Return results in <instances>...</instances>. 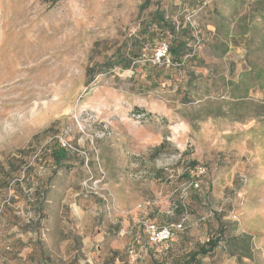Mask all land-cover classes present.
Instances as JSON below:
<instances>
[{
	"label": "rangeland",
	"instance_id": "374dc122",
	"mask_svg": "<svg viewBox=\"0 0 264 264\" xmlns=\"http://www.w3.org/2000/svg\"><path fill=\"white\" fill-rule=\"evenodd\" d=\"M191 1L0 0V264H179L222 231L201 264H264V87L243 44L215 47L264 38V0ZM158 7L200 32L185 64L156 62L154 35L87 74ZM61 140L87 155L57 166ZM149 222L183 228L156 245Z\"/></svg>",
	"mask_w": 264,
	"mask_h": 264
},
{
	"label": "trees",
	"instance_id": "16d2710c",
	"mask_svg": "<svg viewBox=\"0 0 264 264\" xmlns=\"http://www.w3.org/2000/svg\"><path fill=\"white\" fill-rule=\"evenodd\" d=\"M191 2L197 8L204 5L205 0H192ZM194 30L195 29L191 23L184 22L183 18L179 21H175L171 16L168 15L166 8L158 7L152 13L151 19L145 21L141 32L142 35H135L124 42L125 45L128 43V40H131L134 44L136 42H140L137 50L133 48L128 49L130 56H126L122 50H116L113 55L108 57L101 64H98L95 67H89L87 69V74L92 77L103 70H110L117 65L121 66L122 68L134 66L132 63L133 60L140 56V52H142L141 50L146 46V43L154 42V35H161L162 37L168 38L167 41L163 42H167L168 44L172 64H185L189 60L186 58V56L188 54H194L196 50V48L191 46V42L199 41L198 36L200 35V32L196 37ZM255 30V26H247L243 29L239 27L234 28L231 32L228 31L225 34L226 40L222 41L221 44H215V47H217L221 53L224 54L228 50L230 43L234 45L243 44L246 50L244 60L247 64V67L250 68L251 71L249 72V75H253L255 78H258V80L261 81V87H264V84H262L264 82V64L259 63L260 56L258 54L260 50H264V38L261 37V40L257 41L256 33H254ZM217 31H220V27H217ZM250 87L251 85H249L246 90L248 91ZM68 152L69 150L62 147L61 145L54 147L52 154L57 166L62 165V162L68 158ZM191 163L193 170H196L197 163L195 161H192ZM186 176L191 178L189 173H186ZM194 176L197 177V174ZM199 176L200 175L198 174V177ZM193 178V180L196 179L195 177ZM223 232L224 231L220 233L221 235L219 237H212L200 244L195 250L190 251L185 255L184 259L179 264H201L202 259L209 256L217 248L219 241L223 239ZM244 256L249 257L250 253H243L240 255V258H243Z\"/></svg>",
	"mask_w": 264,
	"mask_h": 264
},
{
	"label": "built area",
	"instance_id": "2783aa9c",
	"mask_svg": "<svg viewBox=\"0 0 264 264\" xmlns=\"http://www.w3.org/2000/svg\"><path fill=\"white\" fill-rule=\"evenodd\" d=\"M155 60L158 63H172L171 61V55L169 52V47L167 42H163L160 47L157 49L156 51V55H155ZM61 146L66 148L67 150L71 151V152H78L79 154H81L83 157L85 155H87V153L85 151L82 150H78L77 148L73 147L71 144L67 143L64 140H61ZM197 170L200 173H203L205 171L204 167H197ZM99 180L94 179L92 173H90V176L87 180H85L84 184L88 189H94V187H97ZM195 185L198 186V182L197 181H191L190 182V186ZM89 193V192H87ZM173 228L180 230L183 228V222H179L176 224H171V225H158L157 223L154 222H149L146 223V231L148 232V235L150 237V240L152 241L153 244H160L162 242L168 241L172 236H173ZM129 252L131 254L135 253V250L133 248H131L129 250Z\"/></svg>",
	"mask_w": 264,
	"mask_h": 264
},
{
	"label": "crops",
	"instance_id": "0c3cea01",
	"mask_svg": "<svg viewBox=\"0 0 264 264\" xmlns=\"http://www.w3.org/2000/svg\"><path fill=\"white\" fill-rule=\"evenodd\" d=\"M116 253H113V256H115L116 254H118V252L117 251H115ZM115 258H117V256H115Z\"/></svg>",
	"mask_w": 264,
	"mask_h": 264
}]
</instances>
